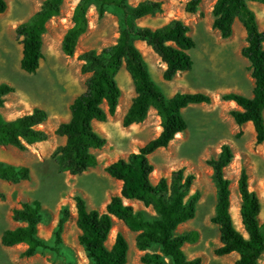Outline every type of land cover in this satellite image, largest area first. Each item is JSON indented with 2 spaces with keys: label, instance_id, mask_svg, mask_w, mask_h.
Segmentation results:
<instances>
[{
  "label": "rangeland",
  "instance_id": "rangeland-1",
  "mask_svg": "<svg viewBox=\"0 0 264 264\" xmlns=\"http://www.w3.org/2000/svg\"><path fill=\"white\" fill-rule=\"evenodd\" d=\"M8 8L0 14V85L9 84L14 91L6 97V103L0 109L6 120H14L35 109L48 113V120L41 129L48 133V140L29 145L26 151L11 146L0 145V162L30 169L31 178L19 184L0 181V264H91L84 248L79 243L80 230L77 227L76 197L86 201L88 210L104 212L111 198L120 195L123 183L112 178L106 168L120 159H128L138 153L140 148L161 133V120L152 109L142 124L129 128L123 126V119L136 97L131 76L122 68L117 82L122 90L119 104L120 113L109 116L104 123L95 122L94 129L107 140L106 145L94 154L98 165L82 175L73 176L62 172L53 157L66 138L57 136L55 131L71 119L70 107L75 98L86 90V81L90 74L81 71L79 56L87 51L101 53L103 49L116 44L119 38V14L109 9L100 18L96 6H91L87 17L89 29L78 41L73 57L62 51V41L66 32L73 26L72 17L80 0H64L61 14L48 23V31L43 37V59L35 74L21 69L23 52L22 38L17 28L30 20L42 7L45 0H6ZM147 0H129L133 6ZM162 1L163 12L138 21L140 26L159 28L171 20L180 19L191 29L196 47L190 54L194 68L190 72L178 74L172 81H165V64L152 48L144 42H137L148 65L153 80L167 98L177 93H204L212 98L211 104L192 105L183 111L188 129L174 139L167 148L160 149L150 156L155 171L151 181L157 185L161 178L171 182L174 171L184 169L186 175H194L195 181L191 194L199 192L201 199L193 220L181 225L179 233L195 231L198 239L183 248L187 258H200L202 264H237L239 255L232 253L217 256L216 249L221 246L218 227L213 223L216 207V188L212 180L213 171L208 165L218 158L223 145H230L234 160L225 169V176L231 185V214L234 225L243 235L247 234L240 216L241 196L238 181L245 170L249 176V188L259 197L262 210L259 216L264 228V144H258L252 124L238 126L230 112L236 107L225 102L222 97L229 93H238L252 97L254 80L251 77L250 63L242 56L247 45L246 30L239 21L234 24L232 37L223 39L213 29V7L216 0H203L196 14L186 12L189 0H152ZM255 12L260 30H264V5L250 4ZM39 201L44 210V221L39 226V236L47 241L50 248L40 250L31 258L23 257L27 246L4 247L1 236L4 231L16 229L22 224L13 220V210L24 203ZM136 212H142L147 218L157 214L151 207L140 201H126ZM68 208L70 220L65 224L62 244L55 245V232L58 228L61 212ZM125 236L129 244L127 264H143L141 252L136 247L137 233L115 220L107 246L111 248L117 235ZM156 250V249H155ZM149 250L153 253L155 251ZM157 251V250H156ZM259 264H264V254Z\"/></svg>",
  "mask_w": 264,
  "mask_h": 264
},
{
  "label": "trees",
  "instance_id": "trees-1",
  "mask_svg": "<svg viewBox=\"0 0 264 264\" xmlns=\"http://www.w3.org/2000/svg\"><path fill=\"white\" fill-rule=\"evenodd\" d=\"M64 0H45L41 9L26 23L17 28L22 38L23 52L21 69L35 74L43 59V37L48 31V23L61 14ZM203 0H189L186 12L196 14ZM264 5V0H216L213 7V29L223 39L232 37L234 24L239 21L246 30L247 45L242 56L250 63L251 77L254 80L252 97L229 93L222 97L225 102H234L236 108L230 114L238 126L252 124L258 144H264V30H260L255 12L250 4ZM96 6L100 18L109 9L120 16L119 38L116 44L101 53L87 51L79 56L81 71L90 74L86 90L70 107L71 119L62 123L55 131L57 136L66 138L53 154L59 169L79 176L98 165L95 150L102 149L107 140L94 129L95 122L104 123L114 117L119 107L122 90L117 75L122 68L131 76L136 97L123 119V126L129 128L146 121L152 109L161 120L160 135L140 148L128 159H120L110 164L106 171L114 179L123 183L120 195L111 198L104 212L88 210L86 201L77 196L76 224L80 230L79 243L84 248L91 264H127L129 244L119 233L111 248L107 241L115 220L137 233L136 247L146 252L141 257L143 264H202L200 258L189 260L183 250L186 244L198 239L195 231L179 233L178 228L193 220L201 199L199 192L191 194L194 175H186L184 169L172 173L171 182L161 178L157 185L151 181L155 171L150 156L160 149L167 148L178 134L188 129L183 111L192 105L211 104L212 98L204 93H177L167 98L153 80L137 42H144L157 54L166 69L165 81H172L178 74L190 72L194 60L190 52L196 41L191 36L190 27L180 19L171 20L159 27L140 26L138 21L163 12L162 1L147 0L133 6L129 0H80L74 9L73 26L66 32L62 41V51L68 57L76 53L79 39L87 33L89 20L87 13ZM8 8L6 0H0V14ZM14 91L9 84L0 85V109L5 106L6 97ZM48 120V113L35 109L32 113L14 120H6L0 112V145L11 146L26 151L29 145L48 140V133L41 126ZM234 160L230 145H223L218 158L208 165L213 171L212 180L216 188V207L213 223L218 227L221 246L217 256L232 253L239 255L237 264H259L264 254V228L259 216L262 204L254 191L249 188V176L242 171L238 181L241 196L240 216L247 234L243 235L234 225L231 214V182L225 176V169ZM30 169L26 166H13L0 162V181L19 184L29 181ZM0 198L5 196L0 192ZM140 201L151 207L157 216L147 218L136 212L126 201ZM68 208L61 212L55 232V245L62 244L65 224L70 220ZM13 220L22 224L16 229L3 232L1 243L4 247L27 246L23 257L31 258L40 250L50 248L47 241L39 236V226L44 221L41 202L24 203L13 210ZM155 250L153 253L149 250Z\"/></svg>",
  "mask_w": 264,
  "mask_h": 264
},
{
  "label": "bare ground",
  "instance_id": "bare-ground-1",
  "mask_svg": "<svg viewBox=\"0 0 264 264\" xmlns=\"http://www.w3.org/2000/svg\"><path fill=\"white\" fill-rule=\"evenodd\" d=\"M236 105V104H235ZM121 106L119 105V107H118V110H117V113L119 114L120 113V110H121ZM181 137V134H178L177 136H176V139H179ZM112 233V232H111Z\"/></svg>",
  "mask_w": 264,
  "mask_h": 264
},
{
  "label": "crops",
  "instance_id": "crops-1",
  "mask_svg": "<svg viewBox=\"0 0 264 264\" xmlns=\"http://www.w3.org/2000/svg\"><path fill=\"white\" fill-rule=\"evenodd\" d=\"M231 104H233V106L237 107L234 102H231Z\"/></svg>",
  "mask_w": 264,
  "mask_h": 264
}]
</instances>
